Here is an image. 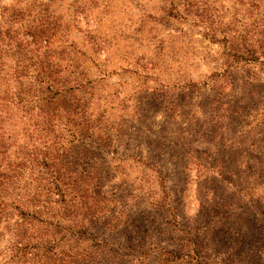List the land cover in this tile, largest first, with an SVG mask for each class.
Wrapping results in <instances>:
<instances>
[{"label": "rangeland", "instance_id": "1", "mask_svg": "<svg viewBox=\"0 0 264 264\" xmlns=\"http://www.w3.org/2000/svg\"><path fill=\"white\" fill-rule=\"evenodd\" d=\"M40 23L56 90L23 39ZM10 67L34 112L76 85L78 113L0 110V264H264V0H0Z\"/></svg>", "mask_w": 264, "mask_h": 264}, {"label": "trees", "instance_id": "2", "mask_svg": "<svg viewBox=\"0 0 264 264\" xmlns=\"http://www.w3.org/2000/svg\"><path fill=\"white\" fill-rule=\"evenodd\" d=\"M30 22H35V20H32ZM45 23V22H44ZM44 23H40L39 25H32L30 27L33 28V30H31L30 32H28V36L31 37V39H26V37H23V39L25 40V42H27V45H35L36 48L35 49H43L42 53L40 55H37V59L39 60L38 64L33 63V65L36 67V70L38 71V82L42 81L45 83H50V86H52L53 90L55 89V84L57 82H60V80H58L56 78V80H54L52 78L53 74L58 73V69H52L54 68V65L51 63L52 59V55L49 54L50 53V47L48 45L49 39L51 38V34L50 30L47 29L45 27ZM14 39V38H11ZM23 40V41H24ZM14 41V40H13ZM9 43V42H8ZM45 43V45H43ZM8 46H10L9 44H7ZM18 44L15 43L14 47H21V46H17ZM24 45V44H23ZM14 47H9L8 49L6 48L5 51V55L8 56L9 58H13L15 56V54L17 52H19V50L17 48ZM14 48V49H13ZM34 51V50H33ZM20 61V58L16 59V62ZM47 65V66H44ZM28 63L23 64V69H26V67H28ZM23 69H19V68H14V67H10L9 69H6L4 72V75H0V79L1 82L4 81V83H15L18 87L17 89H19L17 92H14L10 97L8 94L9 90V86H7L6 88L8 90H6V99H4L3 103H0V110L2 112L5 113V116L7 118H9V120L11 118H14L15 116L18 115V111L20 113H22L23 115L28 117V120H32V125L39 122L38 125L42 124L44 126V128H42L41 131L45 130V127L47 128L50 125H54V121L56 120L58 122V119L63 120L65 119L66 121H69V117L71 115H75L76 113H78V111H74V108H72L71 106H68L69 102H66L64 99H71V97H73V91L78 90L79 88L75 85V87H65V88H60L57 89L59 90L55 96H51L48 95L46 98H42L43 99H49L47 101H45V103L40 104V102L36 105L37 111H33L32 108H30L27 104L25 105L26 102H29L30 98L28 96H31L29 91H23L19 88V86L23 85V78H26L27 73L23 70ZM58 80V81H57ZM36 81V82H37ZM64 83V82H63ZM82 84V83H81ZM42 93H46V91L41 90ZM50 92V91H49ZM27 99V101L25 102V100ZM40 99V98H39ZM51 99V100H50ZM38 102V101H36ZM76 109V108H75ZM57 126L59 125L58 123L56 124ZM58 142V141H57ZM55 142V143H57ZM51 153H49V151H41L38 154V158H40L42 161H45V163L48 165H45L47 168L53 166L52 164L54 160H52V157L50 155ZM49 161H52V164H50ZM56 167L54 166L53 171L48 172L49 173V177H54L53 179H55V181L53 180V184L54 187L57 189L55 194H60L63 198L66 196V189H64V186L66 185V182H64V178L63 177H67L70 178L72 175L70 174V170L67 169L66 172L63 171L65 170L66 166L69 165V163H65V162H60L58 164H55ZM58 166V167H57ZM46 168V169H47ZM3 175V174H2ZM0 175V176H2ZM48 188V187H47ZM53 193V191L48 192L46 199L50 198V195ZM46 201V200H45ZM43 201V202H45ZM48 201V199H47ZM69 234L70 237H67L66 241L68 239H71V235L73 232H67ZM54 243H56V241H54ZM45 264H50L49 261L46 259ZM200 264V263H199Z\"/></svg>", "mask_w": 264, "mask_h": 264}]
</instances>
